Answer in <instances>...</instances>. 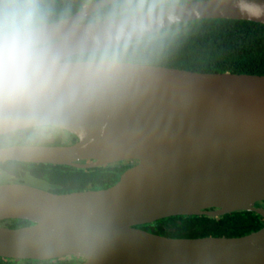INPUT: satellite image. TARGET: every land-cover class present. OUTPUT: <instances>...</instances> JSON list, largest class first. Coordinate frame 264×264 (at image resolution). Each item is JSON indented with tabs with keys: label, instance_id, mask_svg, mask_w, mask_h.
Returning <instances> with one entry per match:
<instances>
[{
	"label": "water",
	"instance_id": "water-1",
	"mask_svg": "<svg viewBox=\"0 0 264 264\" xmlns=\"http://www.w3.org/2000/svg\"><path fill=\"white\" fill-rule=\"evenodd\" d=\"M264 5V0H255ZM107 0H95L51 24L67 57L86 53ZM223 18L264 24L230 0L166 7L151 34L182 22ZM71 145L0 147V162L90 168L137 163L104 189L53 193L23 183L0 184V257L79 264H264V227L239 237L173 238L138 225L170 216H221L238 210L264 218V75L196 72L125 62L114 87L55 126ZM25 128L0 129V136ZM213 208V210H208Z\"/></svg>",
	"mask_w": 264,
	"mask_h": 264
},
{
	"label": "trees",
	"instance_id": "trees-1",
	"mask_svg": "<svg viewBox=\"0 0 264 264\" xmlns=\"http://www.w3.org/2000/svg\"><path fill=\"white\" fill-rule=\"evenodd\" d=\"M95 0H49L52 22L76 13ZM194 0H167V6ZM105 6L91 13L85 22L97 21ZM83 54L69 57L76 60ZM126 62L186 69L196 72H230L264 75V24L223 18L198 19L169 26L150 36L135 48ZM13 138L14 143L9 139ZM77 138L59 128L35 135L25 128L0 136V147L10 145H71ZM136 160L76 168L49 163L0 162V184L23 183L53 193L104 189L117 182ZM264 206V201L257 202ZM208 210H213L210 208ZM22 219H5L0 225L16 228L30 225ZM143 230L173 238L239 237L264 227V218L252 211L238 210L221 216H170L149 224ZM83 259L64 256L50 260L0 257V264H79Z\"/></svg>",
	"mask_w": 264,
	"mask_h": 264
},
{
	"label": "clouds",
	"instance_id": "clouds-1",
	"mask_svg": "<svg viewBox=\"0 0 264 264\" xmlns=\"http://www.w3.org/2000/svg\"><path fill=\"white\" fill-rule=\"evenodd\" d=\"M264 16L255 0H230ZM167 0H107L89 50L76 60L52 41L49 0H0V129L41 135L115 86L131 52L152 33Z\"/></svg>",
	"mask_w": 264,
	"mask_h": 264
},
{
	"label": "rangeland",
	"instance_id": "rangeland-1",
	"mask_svg": "<svg viewBox=\"0 0 264 264\" xmlns=\"http://www.w3.org/2000/svg\"><path fill=\"white\" fill-rule=\"evenodd\" d=\"M10 140H11V141H10ZM9 141H10L11 143H14V142H15V140H14L13 138L9 139Z\"/></svg>",
	"mask_w": 264,
	"mask_h": 264
}]
</instances>
